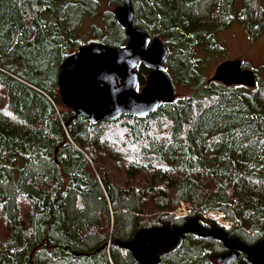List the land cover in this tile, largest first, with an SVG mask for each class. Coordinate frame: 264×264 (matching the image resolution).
I'll return each instance as SVG.
<instances>
[{"label":"trees","instance_id":"obj_1","mask_svg":"<svg viewBox=\"0 0 264 264\" xmlns=\"http://www.w3.org/2000/svg\"><path fill=\"white\" fill-rule=\"evenodd\" d=\"M130 1L134 28L166 45V77L191 93L145 118L94 124L64 107L60 69L82 45L125 47L107 10L121 0H0V264H141L116 243L189 221L212 229V211L233 242H264V83L228 87L204 73L237 8L260 35L264 0ZM86 21L101 23L82 44ZM148 74L138 67V88ZM180 202L187 217L173 215ZM230 254L186 235L178 251L145 264H222ZM227 264L250 263L236 254Z\"/></svg>","mask_w":264,"mask_h":264},{"label":"water","instance_id":"obj_2","mask_svg":"<svg viewBox=\"0 0 264 264\" xmlns=\"http://www.w3.org/2000/svg\"><path fill=\"white\" fill-rule=\"evenodd\" d=\"M114 17L125 31L127 44L113 48L102 43L81 46L61 65L58 89L63 105L70 109L73 118L83 116L91 123L113 122L124 115L145 118L157 111L160 104L174 101V90L164 74V61L168 51L159 38H151L133 25L130 0H121ZM143 65L149 70L144 87L137 91L136 69ZM211 80L225 86H256L255 73L242 69L239 60L224 61L214 70ZM193 235L200 239L221 242L231 251L219 262L231 263L236 254H242L250 264H264V242L253 247L230 240L221 228L208 229L197 221H189L176 230L153 228L139 231L129 243H116L129 249L141 264L154 263L158 259L178 251L184 237Z\"/></svg>","mask_w":264,"mask_h":264},{"label":"rangeland","instance_id":"obj_3","mask_svg":"<svg viewBox=\"0 0 264 264\" xmlns=\"http://www.w3.org/2000/svg\"><path fill=\"white\" fill-rule=\"evenodd\" d=\"M119 5L120 4H112L107 10L112 13V11ZM239 10L240 9L237 8V10L234 12V21L230 28L216 33V42L220 44L224 50L221 52L219 57L211 58L209 60L206 68L204 69V73L206 77L209 78L214 74L215 68L220 63L224 61L239 60L243 67L244 65H247L245 67L255 72L258 82L261 84L264 83V27L257 38H252L247 32V29H245L238 21ZM88 22L89 21H86L84 26L78 30V32L83 37L82 40H79V42L82 44L91 41V29L93 27L100 26L101 23V21H95L94 23ZM256 88L257 87L249 89L255 90ZM173 90L175 98L174 101L182 97H187L191 93L190 88L175 84L173 85ZM205 217H211V221L220 227H229L230 225L223 213L209 212V214L207 213Z\"/></svg>","mask_w":264,"mask_h":264},{"label":"built area","instance_id":"obj_4","mask_svg":"<svg viewBox=\"0 0 264 264\" xmlns=\"http://www.w3.org/2000/svg\"><path fill=\"white\" fill-rule=\"evenodd\" d=\"M189 213V209L182 203H180L177 207L176 212L174 213L176 218L187 216ZM211 220V217H206Z\"/></svg>","mask_w":264,"mask_h":264},{"label":"bare ground","instance_id":"obj_5","mask_svg":"<svg viewBox=\"0 0 264 264\" xmlns=\"http://www.w3.org/2000/svg\"><path fill=\"white\" fill-rule=\"evenodd\" d=\"M180 203H182V202H180ZM182 204H184V203H182ZM188 209H189V212H190V206L189 205H187V204H184ZM175 213V212H174ZM209 214V213H208Z\"/></svg>","mask_w":264,"mask_h":264},{"label":"flooded vegetation","instance_id":"obj_6","mask_svg":"<svg viewBox=\"0 0 264 264\" xmlns=\"http://www.w3.org/2000/svg\"><path fill=\"white\" fill-rule=\"evenodd\" d=\"M229 251V250H228ZM231 252V251H230ZM232 253V252H231Z\"/></svg>","mask_w":264,"mask_h":264}]
</instances>
